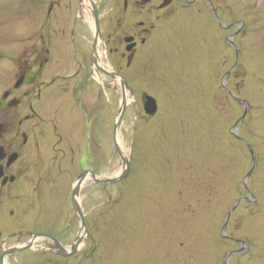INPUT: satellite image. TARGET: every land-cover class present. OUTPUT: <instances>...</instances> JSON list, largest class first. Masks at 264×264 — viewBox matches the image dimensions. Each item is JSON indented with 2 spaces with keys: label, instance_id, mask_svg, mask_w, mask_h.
Wrapping results in <instances>:
<instances>
[{
  "label": "rangeland",
  "instance_id": "obj_1",
  "mask_svg": "<svg viewBox=\"0 0 264 264\" xmlns=\"http://www.w3.org/2000/svg\"><path fill=\"white\" fill-rule=\"evenodd\" d=\"M212 1L244 23L234 41L240 53L206 56L183 41L176 50L135 56L128 70L123 64L132 96L117 140L129 173L103 188L88 184L80 194L89 226L82 252L87 264H264V0ZM76 9V0H0V100L19 78L21 60L33 63L40 25L46 24L52 48L71 55L69 40L53 37L50 18H87ZM104 58L108 72L112 58ZM70 63L61 62V74L76 70ZM103 85L90 90L103 109V174L113 178L123 170L112 141L121 98L108 76ZM145 95L157 106L152 117L142 110ZM231 95L248 104L242 121ZM66 121L64 127L79 125ZM245 144L254 155L246 190L251 163ZM242 198L249 201L238 205L226 227L235 241L223 239L225 217Z\"/></svg>",
  "mask_w": 264,
  "mask_h": 264
},
{
  "label": "flooded vegetation",
  "instance_id": "obj_2",
  "mask_svg": "<svg viewBox=\"0 0 264 264\" xmlns=\"http://www.w3.org/2000/svg\"><path fill=\"white\" fill-rule=\"evenodd\" d=\"M76 5V14L87 18H50L53 37L67 38L71 55L62 46L52 48L46 24L40 25L33 63L21 60L19 78L1 96L0 264H87L82 252L89 226L79 199L88 184L104 187L93 182L104 176L103 109L90 90L104 87V55L112 58L110 72L122 76L123 64L128 70L135 56L176 50L183 41L206 56L240 53L234 41L244 23L228 18L229 11L212 0H76ZM62 61L76 70L61 74ZM32 70L37 73L29 80ZM67 117L79 125L64 127ZM83 174L76 196L82 227L72 192Z\"/></svg>",
  "mask_w": 264,
  "mask_h": 264
},
{
  "label": "water",
  "instance_id": "obj_3",
  "mask_svg": "<svg viewBox=\"0 0 264 264\" xmlns=\"http://www.w3.org/2000/svg\"><path fill=\"white\" fill-rule=\"evenodd\" d=\"M106 74L111 77V78H118L120 80L119 82V88H120V97H121V104H120V108H119V111H118V118H117V121L116 123L114 124V128H113V134H112V140H113V148H114V152L115 154L117 155V157L119 158V160L121 161L122 165H123V170L121 172L120 175L114 177V178H96V177H93V182L95 184H102L104 186L106 185H113V184H116L122 180H124L128 173H129V162L127 159H125L124 155L122 154L120 148H119V145H118V140H117V134H118V129H119V126H120V123L122 121V117H123V114L126 110V107H127V101H126V93L128 92V94L131 96L132 93L131 91L129 90L127 84H126V81L120 77V76H116L114 74H109L106 72ZM233 99L235 100V102L242 108L243 110V114H242V117L240 119V121H242L246 115V113L248 112V104L244 101H241L235 97H233ZM142 104H143V113L148 116V117H152L156 114V111H157V106H156V103H155V100L149 96H143L142 98ZM234 137L238 139V136H237V130H236V133L234 134ZM245 146L247 147L248 149V152H249V155H250V163H251V166H250V170L248 171V173L246 174V176L244 177L243 179V187L245 188L246 190V182L248 180V178L250 177L252 171H253V168H254V155H253V152L251 150V148L245 144ZM84 177V174L81 175L78 179V181L76 182L75 186H74V189H73V192H72V202H73V208H74V212H75V215L76 217L78 218L79 222L82 224V227L84 225V221H83V215L81 213V210L78 206V203L76 201V196H77V192H78V189L81 185V181ZM247 194H248V197L249 199L252 198L251 194L247 191ZM254 201V198H252ZM249 200L248 199H239L235 204L234 206L232 207V209L227 213L226 217H225V220H224V223H223V226L221 228V237L223 239H228L226 237V227H227V224H228V221L231 217V215L233 214V212L235 211V209L238 207V205L240 203H243V202H248ZM81 241V238H77L75 241H74V244H73V248H72V251L73 253H75L76 251V248L78 246V244L80 243ZM238 242V241H237ZM240 245L243 247L244 244L240 243ZM241 249V248H240ZM239 254V251L237 252H234V253H228L226 256V261L231 257V256H234V255H237Z\"/></svg>",
  "mask_w": 264,
  "mask_h": 264
},
{
  "label": "bare ground",
  "instance_id": "obj_4",
  "mask_svg": "<svg viewBox=\"0 0 264 264\" xmlns=\"http://www.w3.org/2000/svg\"><path fill=\"white\" fill-rule=\"evenodd\" d=\"M88 0H85V3H87ZM82 10H86V4L83 6Z\"/></svg>",
  "mask_w": 264,
  "mask_h": 264
}]
</instances>
